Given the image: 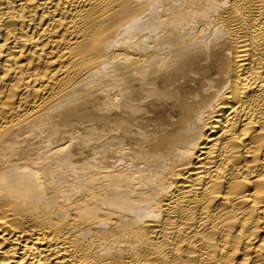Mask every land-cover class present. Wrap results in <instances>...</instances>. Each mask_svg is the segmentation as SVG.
I'll return each mask as SVG.
<instances>
[{
    "label": "bare ground",
    "instance_id": "6f19581e",
    "mask_svg": "<svg viewBox=\"0 0 264 264\" xmlns=\"http://www.w3.org/2000/svg\"><path fill=\"white\" fill-rule=\"evenodd\" d=\"M0 264H264V0H0Z\"/></svg>",
    "mask_w": 264,
    "mask_h": 264
}]
</instances>
